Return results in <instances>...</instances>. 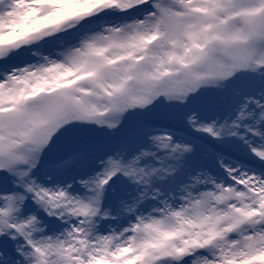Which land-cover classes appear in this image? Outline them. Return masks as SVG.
I'll return each mask as SVG.
<instances>
[{"label": "snow or ice", "instance_id": "1", "mask_svg": "<svg viewBox=\"0 0 264 264\" xmlns=\"http://www.w3.org/2000/svg\"><path fill=\"white\" fill-rule=\"evenodd\" d=\"M0 264H264V0H0Z\"/></svg>", "mask_w": 264, "mask_h": 264}]
</instances>
